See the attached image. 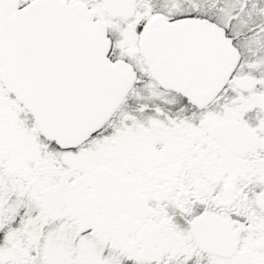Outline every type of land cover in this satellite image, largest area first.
<instances>
[{"label":"snow or ice","instance_id":"6c2138e0","mask_svg":"<svg viewBox=\"0 0 264 264\" xmlns=\"http://www.w3.org/2000/svg\"><path fill=\"white\" fill-rule=\"evenodd\" d=\"M0 264H264V0H0Z\"/></svg>","mask_w":264,"mask_h":264}]
</instances>
